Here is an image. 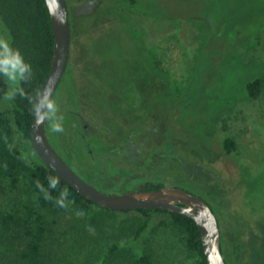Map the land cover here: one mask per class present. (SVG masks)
<instances>
[{
    "label": "rangeland",
    "instance_id": "rangeland-1",
    "mask_svg": "<svg viewBox=\"0 0 264 264\" xmlns=\"http://www.w3.org/2000/svg\"><path fill=\"white\" fill-rule=\"evenodd\" d=\"M106 1L68 0L69 62L52 98L55 117L45 124L49 142L107 193L135 190L147 179L173 184L170 177L178 176L214 207L232 243L228 264H241L240 230L264 221V74L258 98H238L264 70V0H139L133 7ZM0 35L9 37L1 22ZM147 51L163 77L152 78ZM6 58L10 67L11 51ZM7 79L11 95L17 80ZM57 121L62 135L52 130ZM226 135L236 143L231 155L220 145ZM19 143L34 160L28 142ZM126 229L115 223L98 237ZM82 236L55 239L56 258L83 264L85 245L72 260L62 257ZM174 252L162 249L154 264H192L186 252Z\"/></svg>",
    "mask_w": 264,
    "mask_h": 264
},
{
    "label": "trees",
    "instance_id": "trees-1",
    "mask_svg": "<svg viewBox=\"0 0 264 264\" xmlns=\"http://www.w3.org/2000/svg\"><path fill=\"white\" fill-rule=\"evenodd\" d=\"M138 1L123 0V3L133 7ZM0 22L11 37L12 48L19 49L31 65V72L15 82L11 95L7 76L0 74V264H75L59 261L54 243L61 236L68 235L71 239L76 233L83 236L75 243H67L62 257L71 259L75 254H83L85 245L83 264H105L109 258L125 259L130 264H154L162 249L168 250L170 256L174 251L186 252L192 264H207L201 234L192 218L165 210L112 211L99 207L82 197L34 155L30 135L34 101L49 73L54 44L49 12L44 0H0ZM262 32V29L257 32L253 45L259 43ZM11 54L13 56L12 51ZM145 54L152 78L163 77L151 53ZM6 57L7 53L0 49V68L5 66ZM263 74L264 70L249 79L238 98H258ZM169 88L170 94L176 93L173 84ZM48 120L47 110L45 124ZM20 140L28 142L32 153L34 151V160L25 155ZM220 145L226 155L236 151V143L228 135L221 138ZM172 157L167 158L170 164ZM170 178L175 180L173 184L161 179L142 180L135 190L126 193L171 185L196 194L179 182L178 176ZM61 205L64 212L58 211ZM209 205L216 214L214 207ZM115 223L127 225L123 235L98 237L100 231L109 235ZM218 223L221 251L228 264V257L233 256L232 243L219 219ZM262 223L260 228L253 224L240 230L239 237L245 245L241 248V264H264V221ZM149 230L152 234L148 242ZM151 241L158 246L152 247Z\"/></svg>",
    "mask_w": 264,
    "mask_h": 264
},
{
    "label": "water",
    "instance_id": "water-1",
    "mask_svg": "<svg viewBox=\"0 0 264 264\" xmlns=\"http://www.w3.org/2000/svg\"><path fill=\"white\" fill-rule=\"evenodd\" d=\"M44 1L50 16L54 44L50 70L36 95L33 107L30 135L36 155L72 189L99 207L112 211L144 208L187 215L196 222L200 231L207 264H226L221 251V232L217 216L200 195L175 186L121 194L107 193L79 176L52 147L46 134L45 116L68 67L70 20L66 0Z\"/></svg>",
    "mask_w": 264,
    "mask_h": 264
},
{
    "label": "clouds",
    "instance_id": "clouds-1",
    "mask_svg": "<svg viewBox=\"0 0 264 264\" xmlns=\"http://www.w3.org/2000/svg\"><path fill=\"white\" fill-rule=\"evenodd\" d=\"M0 49L6 53L9 51H12L13 53L11 66H7L8 62L6 61L5 66L0 68V74L7 76L9 79L22 80L25 78L26 73L31 72V65L24 60V57L20 53L19 49L12 48L11 37L0 35ZM55 113V105L50 104L48 106V118H54ZM52 130L56 135H62L61 124L58 121L52 123ZM58 211L64 212L65 208L62 205L58 206Z\"/></svg>",
    "mask_w": 264,
    "mask_h": 264
},
{
    "label": "flooded vegetation",
    "instance_id": "flooded-vegetation-1",
    "mask_svg": "<svg viewBox=\"0 0 264 264\" xmlns=\"http://www.w3.org/2000/svg\"><path fill=\"white\" fill-rule=\"evenodd\" d=\"M112 2H114V1H112V0H110V1H106L104 4H103V6H109ZM114 5V4H113Z\"/></svg>",
    "mask_w": 264,
    "mask_h": 264
}]
</instances>
